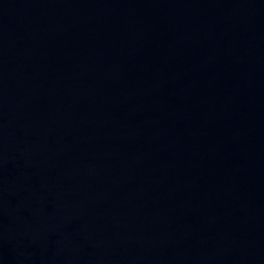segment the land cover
Listing matches in <instances>:
<instances>
[{"label": "water", "instance_id": "water-1", "mask_svg": "<svg viewBox=\"0 0 264 264\" xmlns=\"http://www.w3.org/2000/svg\"><path fill=\"white\" fill-rule=\"evenodd\" d=\"M0 264H264V0H0Z\"/></svg>", "mask_w": 264, "mask_h": 264}]
</instances>
